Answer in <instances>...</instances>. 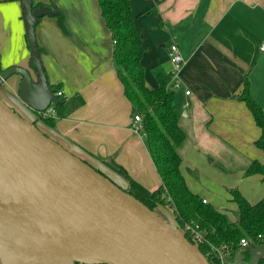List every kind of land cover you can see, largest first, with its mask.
<instances>
[{
	"label": "crops",
	"instance_id": "1",
	"mask_svg": "<svg viewBox=\"0 0 264 264\" xmlns=\"http://www.w3.org/2000/svg\"><path fill=\"white\" fill-rule=\"evenodd\" d=\"M32 1L53 2L70 30V35L62 33L51 15L42 16L34 28L49 83L60 84L61 99L77 94L83 99L67 116L55 115L53 127L41 120L38 127L119 186H125V180L106 165L107 161L123 167L147 189H156L161 179L143 134L132 128L133 108L116 75L111 58L113 41L97 0ZM129 2L142 40L146 84L156 87L155 76L161 73L167 88L176 95L178 124L185 132L177 152L190 190L202 192L201 184L207 181L213 186V178L200 180L196 171L209 167L208 162H217L231 168L236 181L248 179L239 188L242 193L251 182L256 184L254 194L263 191L260 175H242L253 159L264 162V152L254 144L260 128L236 96L242 91V79L247 78L250 95L264 111V0ZM146 8L148 12H144ZM171 43L178 45L184 59L177 88L171 86ZM29 58L21 1L0 0V66L27 68L36 85L38 77L28 64ZM20 80L19 74L9 76L0 85V97L33 120L34 111L18 96Z\"/></svg>",
	"mask_w": 264,
	"mask_h": 264
},
{
	"label": "water",
	"instance_id": "2",
	"mask_svg": "<svg viewBox=\"0 0 264 264\" xmlns=\"http://www.w3.org/2000/svg\"><path fill=\"white\" fill-rule=\"evenodd\" d=\"M38 82L11 66L0 85L19 74L18 96L33 111L57 100L39 58L34 25L57 10L20 0ZM150 209L20 115L0 97V264H210L175 226L164 206ZM264 245L237 252L224 264H259Z\"/></svg>",
	"mask_w": 264,
	"mask_h": 264
},
{
	"label": "trees",
	"instance_id": "3",
	"mask_svg": "<svg viewBox=\"0 0 264 264\" xmlns=\"http://www.w3.org/2000/svg\"><path fill=\"white\" fill-rule=\"evenodd\" d=\"M97 2L100 15L113 41L111 58L116 75L123 86L124 95L132 105L133 113L141 117L144 140L161 184L156 189L149 190L129 176L120 165L111 161H107L106 165L124 178L125 186H122L124 190L150 209L161 211L159 206L167 207L175 218V226L189 241L195 243L189 231L185 229L186 223H192L204 238L202 242L197 243V246L210 264H224L212 247L220 248L231 259L237 252H241L248 260L250 248L264 245V195L252 203L242 195L239 189L230 188L228 190L230 199L237 206L236 220L232 221L225 213L203 202L202 197L190 190L182 175L181 157L177 152V147L185 138V132L178 124L179 114L175 107V92L167 88L161 73L155 76L156 87H149L146 84L145 71L141 63L142 40L134 23L129 0H97ZM31 3L32 8L43 4L34 3L32 0ZM45 5L57 10V13L51 16L56 18L61 32L70 35L63 12L53 2L45 3ZM148 11L149 8L144 10V12ZM40 19L41 17L37 19L36 24ZM36 46L38 53L41 52L42 49L37 43ZM28 64L33 68L31 58ZM42 68L46 75L43 65ZM3 70L0 66V72ZM46 81L54 92L59 90L60 84H50L47 75ZM242 85V91L236 97L245 103L255 124L260 128V135L254 144L264 152V111L250 95L247 78L242 79ZM82 103L83 99L79 94L66 100L57 95V100L52 103V106L57 117H65ZM34 114L35 118L32 120L34 124L37 125V121L41 120L51 127L54 126V117L41 116L37 111H34ZM255 174L260 175L264 180V162L253 159L243 170V175ZM241 238L248 241V247L240 246ZM259 264H264V258L260 259Z\"/></svg>",
	"mask_w": 264,
	"mask_h": 264
},
{
	"label": "rangeland",
	"instance_id": "4",
	"mask_svg": "<svg viewBox=\"0 0 264 264\" xmlns=\"http://www.w3.org/2000/svg\"><path fill=\"white\" fill-rule=\"evenodd\" d=\"M13 107L20 115H22L23 117H26V115L22 113L20 109H18L14 105ZM207 164L210 165L209 167L206 168L207 170L201 169L200 171H196L197 172L196 175L197 177L200 176V180H201V177L213 178L211 180L213 182V186H209L210 181H207L205 183L201 181L203 191L196 193V194H198L200 197H202L201 195L206 196L208 198V199L205 198L207 203L211 204L214 207V209L225 213L228 216V218H230L232 221H235L236 215H237V206L232 201H229L230 194L228 190L230 188H237V189L240 188L241 189L242 188L241 185L247 182L248 179H244L245 181L243 182V179H241L240 177L239 181H236L235 180L236 177L232 174L233 170L231 168H228L226 165H222L221 163H217V162H210V163L208 162ZM201 171H203V173L200 175ZM208 180L210 179L208 178ZM231 183L233 184L230 185ZM255 185H254V182L253 183L251 182L247 185V188H245L246 191L244 190L243 193L242 191H240L242 195L245 196L252 203L256 202L259 198L262 197V195H264V194H261L264 191V188H263V191L261 189L257 194H254ZM157 211L160 214V216L168 220V217L163 212L159 210Z\"/></svg>",
	"mask_w": 264,
	"mask_h": 264
},
{
	"label": "built area",
	"instance_id": "5",
	"mask_svg": "<svg viewBox=\"0 0 264 264\" xmlns=\"http://www.w3.org/2000/svg\"><path fill=\"white\" fill-rule=\"evenodd\" d=\"M261 49H264V43L261 44ZM169 61L172 65V88H177L180 85L178 72L183 64V57L179 51L178 45L176 43H171L169 45ZM185 93H189L188 90L185 91ZM54 94L57 96H61L63 92L61 90H58L57 92H54ZM41 116H52L54 117L56 115L55 109L52 106V103L43 111H39ZM132 128L135 132H142L141 127V117L138 114L133 115V122H132ZM144 135V134H143ZM203 202H206V199H202ZM185 229L189 231V234L195 241V244L200 243L204 240L202 234L192 223H186ZM241 247H248V241L245 238H241L239 242ZM213 251H216L220 258L225 257L226 255L221 251L220 248H213Z\"/></svg>",
	"mask_w": 264,
	"mask_h": 264
}]
</instances>
